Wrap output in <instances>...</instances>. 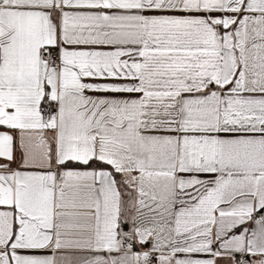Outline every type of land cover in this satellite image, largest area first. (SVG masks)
Instances as JSON below:
<instances>
[{"label": "snow or ice", "instance_id": "6c2138e0", "mask_svg": "<svg viewBox=\"0 0 264 264\" xmlns=\"http://www.w3.org/2000/svg\"><path fill=\"white\" fill-rule=\"evenodd\" d=\"M0 264H264V0H0Z\"/></svg>", "mask_w": 264, "mask_h": 264}]
</instances>
